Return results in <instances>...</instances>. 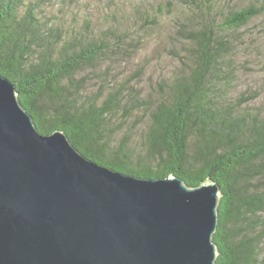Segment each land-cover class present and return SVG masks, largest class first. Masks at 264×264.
<instances>
[{
	"label": "trees",
	"instance_id": "16d2710c",
	"mask_svg": "<svg viewBox=\"0 0 264 264\" xmlns=\"http://www.w3.org/2000/svg\"><path fill=\"white\" fill-rule=\"evenodd\" d=\"M203 2L192 9L201 26L178 29L189 36L186 69L159 82L156 98L114 80L104 64L136 41L129 29L88 7L67 23L51 0H0V73L41 133L64 131L93 161L139 177L179 176L190 187L218 182L215 264H264V109H248L258 93L230 94L237 46L225 33L262 15L264 0L226 13L219 0ZM138 112L147 119L139 134Z\"/></svg>",
	"mask_w": 264,
	"mask_h": 264
},
{
	"label": "water",
	"instance_id": "95a60500",
	"mask_svg": "<svg viewBox=\"0 0 264 264\" xmlns=\"http://www.w3.org/2000/svg\"><path fill=\"white\" fill-rule=\"evenodd\" d=\"M221 186L145 178L43 134L0 73V264H215Z\"/></svg>",
	"mask_w": 264,
	"mask_h": 264
},
{
	"label": "rangeland",
	"instance_id": "374dc122",
	"mask_svg": "<svg viewBox=\"0 0 264 264\" xmlns=\"http://www.w3.org/2000/svg\"><path fill=\"white\" fill-rule=\"evenodd\" d=\"M203 1L51 0L49 9L56 14L63 10L67 23L73 19L76 10L85 12L87 7L98 21L101 19L108 24V19L109 23H115L113 17L120 21L122 25L115 23V26L122 30L129 29L131 37L136 38V41H131L127 50L119 55H111L112 59L108 56L104 64H111L114 80H126L134 85L140 95L152 94L156 98L160 93L159 82L186 69L188 60L185 57L186 47L183 42H186L189 36L180 35L178 29L181 24L187 27L184 29L188 32L201 26L194 10L204 8ZM261 1L263 0H219L216 7L218 13H226L232 8ZM83 12L79 14L81 18ZM111 14L114 15L111 17ZM143 17L152 19V25L143 28ZM225 33L237 46V54L234 57L235 79L230 94L235 98L242 93H258V97L250 102L248 109H264V13L241 29ZM95 84L94 80L89 85L93 87ZM132 121L139 125V134L147 119L138 112L133 115Z\"/></svg>",
	"mask_w": 264,
	"mask_h": 264
}]
</instances>
